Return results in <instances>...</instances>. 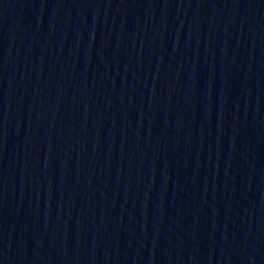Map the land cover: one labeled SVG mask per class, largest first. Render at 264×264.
I'll return each instance as SVG.
<instances>
[{"label": "water", "instance_id": "obj_1", "mask_svg": "<svg viewBox=\"0 0 264 264\" xmlns=\"http://www.w3.org/2000/svg\"><path fill=\"white\" fill-rule=\"evenodd\" d=\"M0 264H264V0H0Z\"/></svg>", "mask_w": 264, "mask_h": 264}]
</instances>
